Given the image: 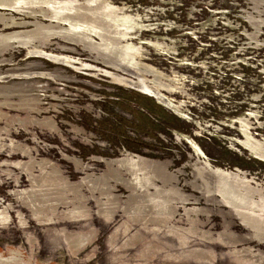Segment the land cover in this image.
I'll list each match as a JSON object with an SVG mask.
<instances>
[{
  "label": "rangeland",
  "instance_id": "1",
  "mask_svg": "<svg viewBox=\"0 0 264 264\" xmlns=\"http://www.w3.org/2000/svg\"><path fill=\"white\" fill-rule=\"evenodd\" d=\"M0 264H264V0H0Z\"/></svg>",
  "mask_w": 264,
  "mask_h": 264
},
{
  "label": "bare ground",
  "instance_id": "2",
  "mask_svg": "<svg viewBox=\"0 0 264 264\" xmlns=\"http://www.w3.org/2000/svg\"><path fill=\"white\" fill-rule=\"evenodd\" d=\"M146 94L152 95L154 97H156L157 99L162 100L164 103L166 102L165 99L163 98V96H161L159 93L153 92V91H148L146 89H142Z\"/></svg>",
  "mask_w": 264,
  "mask_h": 264
},
{
  "label": "flooded vegetation",
  "instance_id": "3",
  "mask_svg": "<svg viewBox=\"0 0 264 264\" xmlns=\"http://www.w3.org/2000/svg\"><path fill=\"white\" fill-rule=\"evenodd\" d=\"M146 90H148V89H146ZM148 91H150V90H148ZM166 101V100H165Z\"/></svg>",
  "mask_w": 264,
  "mask_h": 264
}]
</instances>
